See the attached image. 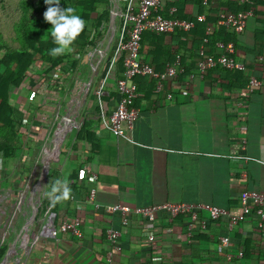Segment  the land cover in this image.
Segmentation results:
<instances>
[{
  "label": "crops",
  "instance_id": "1",
  "mask_svg": "<svg viewBox=\"0 0 264 264\" xmlns=\"http://www.w3.org/2000/svg\"><path fill=\"white\" fill-rule=\"evenodd\" d=\"M186 2L192 3L191 8H183ZM227 3L208 0V5H202L201 0H163L160 12L163 18L183 20L199 10L203 11L198 15L204 17L214 5L231 10ZM244 30L247 31L243 42L250 48L254 43L253 32L261 34L264 30V15L259 20L251 17ZM195 34L146 32L140 42L141 54L145 61L154 64L155 72L162 73L175 54L180 57L183 69L190 72L197 60L195 49L199 39ZM112 45L110 39L101 40L98 50L103 54L108 48L109 53ZM211 50L219 52L216 48ZM92 55L88 63L82 61L83 67L92 61ZM262 57L257 56L260 61ZM252 60L246 56V64L253 70L250 76L256 77L261 85L251 93L246 92L245 84L236 89L230 85L233 81H225L224 70L212 79L195 76L187 80L178 74L176 79L164 81L159 92L155 82L140 77L135 82L136 97L132 103L138 112L137 118L130 129L125 123L121 125L122 136H115L104 127L94 97L105 58L98 57L93 64L97 65L96 71L90 69L85 78L76 77L81 69L66 73L61 87L33 101L27 92L18 97L14 95V107L24 134L15 158L4 159L0 155V206L4 203L6 211L22 195L21 189L26 188L27 179L34 173L31 169L36 151L49 140L48 131L54 123L50 113L66 104L63 119L89 84L71 137L64 136L57 152L50 156L45 178L41 179V172L29 191L30 215H19L18 224L22 221V227L4 235L5 243L0 246L1 264H234L225 261L224 251L218 246V238L227 234L224 221L210 222L204 231L188 239L182 217L166 223L160 213L148 225L131 214L123 226L121 216L105 208L116 204L136 208L185 203L236 209L243 191L264 193V67ZM122 70L118 66L115 76ZM186 71L184 74H189ZM195 72L190 74L196 75ZM115 76L103 88L101 103L106 115L116 103ZM168 93L171 99H167ZM65 94L67 99L60 101ZM83 122L92 143L76 140ZM82 169L94 174L95 181L84 178L73 182L70 176L74 177ZM58 179L68 181L71 194L67 200L52 203L43 193ZM91 190L94 191L92 200L89 199ZM31 201L36 207L32 223L29 222ZM48 208L55 227L77 220L80 236L70 232L59 233L55 238L40 235ZM109 229L119 232L117 251L107 240ZM147 230L153 232L154 244L145 241ZM234 233L242 241L252 239L254 243L253 253L242 264H264V228L256 229L254 221L248 218L236 226ZM9 244L13 246V254L18 251V255L5 262ZM230 244L243 250L233 240Z\"/></svg>",
  "mask_w": 264,
  "mask_h": 264
},
{
  "label": "built area",
  "instance_id": "2",
  "mask_svg": "<svg viewBox=\"0 0 264 264\" xmlns=\"http://www.w3.org/2000/svg\"><path fill=\"white\" fill-rule=\"evenodd\" d=\"M118 9L112 27L105 28L102 41L110 39L113 42L110 52L108 48L103 51L99 48V43L93 49L100 58L104 60L105 65L101 78L94 91V97L99 107L98 115L104 125L115 136H122L121 125L126 124L127 128H132L133 122L137 118V110L131 104L136 97V86L133 82L135 77H151L155 82L156 91L162 89V83L166 80H173L183 72L180 67V57L177 55L172 64H167L162 73L155 72L152 66L147 62H142L139 55L140 38L143 32L154 34H171V33H189L193 28V23L180 19H166L157 13L160 6V0H115ZM244 3L245 0H226ZM251 4V2H249ZM202 5H208V0H201ZM251 8L246 10L231 11L227 7H220L217 13V25L240 34L244 31L247 21L252 17ZM198 21L204 20L203 16L197 17ZM116 22V23H115ZM109 23V22H108ZM100 40V41H101ZM99 41V42H100ZM219 52L216 55L204 54L203 49L199 46L197 52L200 55L196 63V74L200 75L207 69L220 67L227 71L244 70V64L235 57V49L232 42L218 43L216 46ZM101 53V54H100ZM94 54L92 51L87 52L81 57V62L89 60ZM93 56V55H92ZM118 61H121L122 72L115 76ZM260 61V59H259ZM89 66L93 72L96 71L97 65ZM114 75L113 88L116 94V103L111 112L106 115L105 109L101 103L103 88L108 83L109 78ZM196 75V76H197ZM195 75H189L187 80H192ZM188 85V81H184ZM261 85V82L254 76H249L245 83L247 93L253 92ZM171 99V94L166 95ZM86 178L89 182H94L96 176L87 173L86 169L79 171V180ZM94 191L89 193V199L92 200ZM2 199L0 192V201ZM107 212L117 213L121 216V224L127 225V216L134 215L144 222L151 225L158 214L165 216V222L171 223L178 217L184 218L186 235L191 239L193 234L202 232L210 222L224 221L227 234L218 238V246L224 251L226 262L242 264L244 261L242 249H232L230 236L233 234L236 226L248 218L252 219L255 228L262 230L264 228V193L255 191H243L239 197V204L236 209H225L209 204H185V203H163L159 205H150L145 207L129 208L125 205L116 204L105 208ZM45 220L40 227L39 234L55 238L59 233L70 232L75 237L80 236L78 230V221L62 222L55 227L52 224V217L49 214V208L45 214ZM107 240L111 248L115 251L118 248L119 232L109 229L107 231ZM145 241L148 244H154L155 238L153 232H145Z\"/></svg>",
  "mask_w": 264,
  "mask_h": 264
},
{
  "label": "trees",
  "instance_id": "3",
  "mask_svg": "<svg viewBox=\"0 0 264 264\" xmlns=\"http://www.w3.org/2000/svg\"><path fill=\"white\" fill-rule=\"evenodd\" d=\"M162 1L160 0V6L157 10L160 15ZM59 2L61 8L73 6L80 9L81 16L85 20V28L73 42L71 52L53 57L49 55V50L55 47V44L49 35L50 25L43 18V13L48 7L44 0H0V155L4 159L15 158L22 146L21 138L24 134L23 125L19 122L18 112L14 107V95L18 97L20 93L27 92V95L30 93L28 95L30 101H33L53 88L61 87L62 77L66 73L72 74L78 69L80 57L96 48L107 27L111 7L110 0H59ZM227 2L228 7L233 12L251 8L254 20L262 19L264 15V0H245L244 3ZM191 5L192 3L186 2L183 8H191ZM219 7L218 5L210 7L211 9L204 14L202 21H198L197 17L203 10H199V13H194L193 16L186 15L183 19L193 23L190 32L196 33L199 44L195 49L197 60L194 62L193 68L187 72L183 69L180 60V67L183 70L180 74L182 77H187L186 75L196 71V63L200 59L197 52L199 46L202 47L204 54L215 56L216 53H212L211 49L216 48L218 43L232 42L235 57L244 64V70L241 72L224 70V80L233 81L230 85L236 89H241L247 78L252 75L250 72L253 71L246 64V56L253 59L252 63H260L264 67V30L261 34L253 32V46L247 47L243 42L244 33L247 30L236 34L217 25ZM145 33L146 31L142 35ZM171 34L181 35L177 32ZM139 55L142 62L149 63L144 60L140 48ZM257 56H263L262 60L259 61ZM175 57L176 54L172 63ZM149 64L156 71L154 64L152 62ZM118 66H121V61H118ZM221 70L223 69L215 67L195 76L201 79L207 77L212 79V76L220 73ZM185 71L189 74H184ZM144 78L156 82L151 77ZM140 79V77H135L133 79L134 84ZM40 111L39 109V113ZM76 140H87L88 143H92L86 122H83L78 129ZM74 175V177L73 175L70 176L73 182L79 180V172L76 171ZM52 208L55 210V206ZM232 240L233 243L243 248L244 259L253 253L252 246L254 243L251 241L252 239L242 241L234 233L230 242ZM241 242L243 243L241 244ZM233 247L231 246L232 249H235ZM1 254H3L2 251H0Z\"/></svg>",
  "mask_w": 264,
  "mask_h": 264
},
{
  "label": "clouds",
  "instance_id": "4",
  "mask_svg": "<svg viewBox=\"0 0 264 264\" xmlns=\"http://www.w3.org/2000/svg\"><path fill=\"white\" fill-rule=\"evenodd\" d=\"M48 5L43 13L44 21L50 25L49 35L55 47L49 50V55L56 57L71 52L73 42L85 28V20L80 9L73 6L60 7L59 0H44ZM71 189L67 180H56L43 195L52 203L67 200Z\"/></svg>",
  "mask_w": 264,
  "mask_h": 264
},
{
  "label": "rangeland",
  "instance_id": "5",
  "mask_svg": "<svg viewBox=\"0 0 264 264\" xmlns=\"http://www.w3.org/2000/svg\"><path fill=\"white\" fill-rule=\"evenodd\" d=\"M95 53L96 52H94V54L92 56L91 65H93L95 63L96 59L98 58V55ZM81 64H82V62H81V57H80V62H79L80 66L78 65V69L76 70V72H79L80 69L82 71H80L79 75H76V77L81 78V76H82L85 78L86 75H88L87 73L90 72L91 66H89V64H87L83 67ZM70 88H71V84L68 87V90H70ZM61 98H60V101L65 99L66 94L64 96H62ZM62 106H64V104H62L61 106H58L57 111L54 110L53 112L50 113V115L52 116V121L54 123L51 124L49 131H48V139L49 140L47 141V144L45 146H40V148H39L40 150L36 151L37 153L35 154V158H34V166L31 169L32 171H34V173L27 179L26 188L21 189L20 194H22V195L16 201H14L13 205L8 209V211H6V206L4 203L0 206V207H2L1 208V214H0V246L5 243L4 235L6 232H8L10 230L16 231V229H19L22 227V223H23L22 221L20 224H18V221L20 220L19 215H21V216L23 215L25 217L30 215L31 208H30L29 201H28L29 191L33 188V186L35 185V183L37 182V180L41 174V169H42V165L40 162L41 156L44 155L45 152L47 153V151L51 150V148L53 147V145L51 143V138H52L53 134L56 132V130L60 127V125H62V116L67 109V107L65 108L66 104L64 107H62ZM78 121H79V119L77 120V122ZM75 122H76V120H75ZM71 126H74V123H71L70 125H68L67 129H69ZM74 128L75 127H72L71 130H74ZM71 130L67 132V134L69 135L68 137H71V134L73 133ZM50 165H51V163H50ZM41 190H42V188H41ZM40 191H39V194L41 193ZM38 195L36 197H38ZM33 201H35V198L33 199ZM9 212H10V214L8 215ZM24 212H26V213H24ZM6 214H7V217H6ZM21 220H22V218H21ZM17 252H16V254H13L12 257L7 260V262H9L13 258H16V256L18 255ZM2 258L3 257L0 256V264H1Z\"/></svg>",
  "mask_w": 264,
  "mask_h": 264
},
{
  "label": "water",
  "instance_id": "6",
  "mask_svg": "<svg viewBox=\"0 0 264 264\" xmlns=\"http://www.w3.org/2000/svg\"><path fill=\"white\" fill-rule=\"evenodd\" d=\"M112 6L110 8V14H109V27H112L113 23H114V18L116 16V9H118V5L116 3L115 0H110ZM89 89V84H87V86H85V92L82 95H79L77 97V101L76 104L72 107V109L70 110V112L66 113V115L63 117L62 119V129L60 131L59 128L56 130L58 131L57 134H53L52 138H51V143L53 145L52 149L50 152H47L46 154H44L41 158V165H42V174H41V179L45 178L47 172H48V165H49V160H50V156L53 155L54 153L57 152L63 138L65 135H67V132L71 130L72 127H76V125L74 124V126H71L69 129H67V126L70 125L71 123H75V118L78 115L79 109L82 106L86 96H87V92ZM39 185V184H38ZM33 192V190H32ZM31 207H32V214L29 218V222L32 223L36 214V207L35 205L32 203L31 201ZM8 250L5 254V261L8 260V258L13 255L14 253V249L12 244H9L8 246Z\"/></svg>",
  "mask_w": 264,
  "mask_h": 264
},
{
  "label": "bare ground",
  "instance_id": "7",
  "mask_svg": "<svg viewBox=\"0 0 264 264\" xmlns=\"http://www.w3.org/2000/svg\"><path fill=\"white\" fill-rule=\"evenodd\" d=\"M62 129V127H61V125H60V127H59V130L58 131H60ZM58 131H56V133L55 134H57V132ZM42 170V169H41ZM42 172V171H41ZM41 185V184H40ZM33 203V202H32ZM30 205V204H29ZM39 237V236H38ZM35 239V238H34Z\"/></svg>",
  "mask_w": 264,
  "mask_h": 264
}]
</instances>
